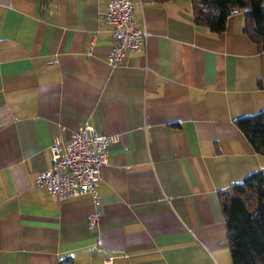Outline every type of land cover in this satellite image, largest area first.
Wrapping results in <instances>:
<instances>
[{
    "label": "crops",
    "instance_id": "obj_1",
    "mask_svg": "<svg viewBox=\"0 0 264 264\" xmlns=\"http://www.w3.org/2000/svg\"><path fill=\"white\" fill-rule=\"evenodd\" d=\"M110 1L0 0V264H232L221 194L264 169L236 123L264 111V48L244 12L217 34L192 0H132L148 38L112 66ZM85 122L120 136L98 203L34 185Z\"/></svg>",
    "mask_w": 264,
    "mask_h": 264
},
{
    "label": "trees",
    "instance_id": "obj_2",
    "mask_svg": "<svg viewBox=\"0 0 264 264\" xmlns=\"http://www.w3.org/2000/svg\"><path fill=\"white\" fill-rule=\"evenodd\" d=\"M167 2L169 0H154ZM194 20L214 33L228 18L245 14V33L264 48V0H192ZM255 151L264 155V111L236 121ZM232 264H264V169L246 175L221 194ZM58 264H71L62 259Z\"/></svg>",
    "mask_w": 264,
    "mask_h": 264
},
{
    "label": "built area",
    "instance_id": "obj_3",
    "mask_svg": "<svg viewBox=\"0 0 264 264\" xmlns=\"http://www.w3.org/2000/svg\"><path fill=\"white\" fill-rule=\"evenodd\" d=\"M104 19L112 32L113 46L108 54L112 66L123 64L129 52L144 48L148 33L136 26L132 0H111ZM119 139V135L98 132L88 122L73 132L63 148L60 137H55L51 144L52 165L35 179L34 185L60 199L88 195L98 203L99 170L108 163L109 146ZM97 225L98 214L94 213L88 218V227Z\"/></svg>",
    "mask_w": 264,
    "mask_h": 264
}]
</instances>
